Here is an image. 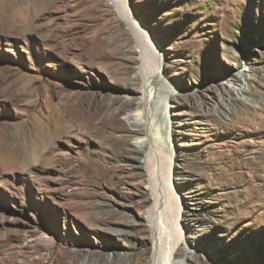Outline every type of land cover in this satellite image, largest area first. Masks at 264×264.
Wrapping results in <instances>:
<instances>
[{
  "label": "rangeland",
  "instance_id": "374dc122",
  "mask_svg": "<svg viewBox=\"0 0 264 264\" xmlns=\"http://www.w3.org/2000/svg\"><path fill=\"white\" fill-rule=\"evenodd\" d=\"M127 1L175 92L171 264H264V0ZM135 42L108 0H0V264H151Z\"/></svg>",
  "mask_w": 264,
  "mask_h": 264
},
{
  "label": "bare ground",
  "instance_id": "6f19581e",
  "mask_svg": "<svg viewBox=\"0 0 264 264\" xmlns=\"http://www.w3.org/2000/svg\"><path fill=\"white\" fill-rule=\"evenodd\" d=\"M108 1L117 10L120 17L132 29L136 38V46L139 48L141 56H143L144 63L134 77V81L137 83V89L141 94L139 97V103L137 104V112L135 114L128 113L126 118L131 123L133 131L145 136L144 145L146 147L144 146L145 148H143L145 153L144 164L148 172L150 188L153 192L155 200L153 206H151L148 210L147 217L153 232L155 245L154 251L152 253L153 260L151 261V264H171L173 252L175 251L174 245L178 240L179 216L181 208L171 183L173 166L172 153L171 151L167 150L166 152L168 153L165 154V152L163 153V151L159 150L160 147L158 148L156 145V143L159 142H156V138L158 135L160 136V133L163 130H161V124H158L156 121L157 114L152 111L154 110V108H152V103L156 98L157 93L159 94L163 91L172 93L175 92L174 90L166 89L169 85L165 84L166 82L163 80V75L161 76V69L163 65L162 52L159 51V49L155 46V41L144 34L146 29L133 16V12L128 6V1ZM145 52L146 54L144 55ZM247 69V67L244 68V71ZM232 80H234L235 83H230V85L235 86L240 99L251 106L261 109L259 102L253 98V96H249L251 89L243 85L241 80L237 77L233 78ZM163 87H165V90H163ZM155 102L156 101L154 100V103ZM161 115L162 114L160 113V116ZM162 117L163 115L161 118ZM166 211L167 213H165ZM169 212L174 218V227H172L173 225L169 224ZM170 220L172 222V219Z\"/></svg>",
  "mask_w": 264,
  "mask_h": 264
}]
</instances>
